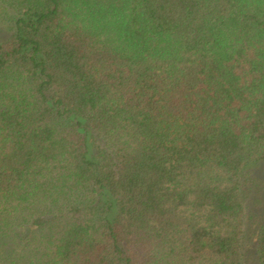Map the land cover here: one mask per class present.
Segmentation results:
<instances>
[{
	"label": "trees",
	"instance_id": "trees-1",
	"mask_svg": "<svg viewBox=\"0 0 264 264\" xmlns=\"http://www.w3.org/2000/svg\"><path fill=\"white\" fill-rule=\"evenodd\" d=\"M255 191L264 0H0V264H264Z\"/></svg>",
	"mask_w": 264,
	"mask_h": 264
},
{
	"label": "rangeland",
	"instance_id": "rangeland-1",
	"mask_svg": "<svg viewBox=\"0 0 264 264\" xmlns=\"http://www.w3.org/2000/svg\"><path fill=\"white\" fill-rule=\"evenodd\" d=\"M256 174H258V176L260 178V176L262 175V172L260 171ZM255 193H256V195L251 199L250 202H251V205L253 206L254 211L256 212V214L260 218L261 216L264 215V213H263L264 210H263V207L261 205L263 203L264 192H259V191L256 192L255 191Z\"/></svg>",
	"mask_w": 264,
	"mask_h": 264
}]
</instances>
